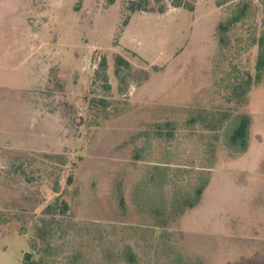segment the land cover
<instances>
[{
	"label": "rangeland",
	"instance_id": "1",
	"mask_svg": "<svg viewBox=\"0 0 264 264\" xmlns=\"http://www.w3.org/2000/svg\"><path fill=\"white\" fill-rule=\"evenodd\" d=\"M177 1L0 0V264L41 256L49 224L52 264H264V76L242 105L229 91L254 74L264 4L249 0L221 34L241 0ZM222 111L250 117L239 155L223 145L226 125L188 122ZM165 122L169 141L154 134ZM202 166L199 202L170 221L168 201L191 193ZM59 200L68 213L44 214Z\"/></svg>",
	"mask_w": 264,
	"mask_h": 264
},
{
	"label": "trees",
	"instance_id": "2",
	"mask_svg": "<svg viewBox=\"0 0 264 264\" xmlns=\"http://www.w3.org/2000/svg\"><path fill=\"white\" fill-rule=\"evenodd\" d=\"M114 0H109V2H113ZM147 1V0H146ZM146 1H135V0H128V6L129 9L132 11L136 10H145L147 7L144 6ZM251 3L249 0H241L240 2L236 3L234 5V8L232 9L231 15L224 21L220 22L217 25V29L221 34L225 33L231 26L234 24L241 22L244 20L250 13H251ZM174 7H180L182 6V3L180 0L174 3ZM185 9H188L189 11H192V6L189 4H186V6H183ZM164 8H160L159 12H162ZM262 22H264V13L262 16ZM257 55L256 60L254 64V74L251 76L249 73L245 72L244 76H241L236 83H233L230 85V95L234 101V103L242 105L247 100V94L250 90V87L252 84H258L261 82L263 76H264V30L260 33V35L257 38ZM103 62V61H102ZM104 66V62L101 63ZM100 64V65H101ZM121 64L127 65V62L124 61L122 58L117 57L116 58V66H119ZM115 74H117V70H115ZM103 106H106V104L101 101ZM208 117V116H207ZM206 115L203 117V115H193L191 119L188 120L190 124L196 123L200 121L203 128L210 132H215L221 128L224 129L223 134V145L225 146L228 154L230 156H236L240 153H243L246 148L248 147V141H249V127H250V117L248 114L244 112H225L222 111L218 113V115L211 114L210 117L207 118ZM155 131V138H159L162 140L165 139L166 141H169L172 139V136H174V127L170 122H165L162 124H156L153 127ZM153 131V132H154ZM215 141L218 140V136L213 137ZM208 157H206V161L204 163V166L206 167L207 163H210L211 160L214 159V146L210 145L208 151H207ZM201 167L200 171L197 172L196 177V184L194 185L191 193L184 194L180 192H174L171 196L169 203V214L170 218L169 220L174 222L175 219L180 216L185 209L193 208L197 203L199 202L202 192L207 184V180L205 179V172L203 170V167ZM164 168H156V174H158L157 177V183L160 184V186H157L156 188H159L162 192L161 186L164 183L166 174H165ZM160 180V181H159ZM67 183H72V177L71 175L67 177L66 179ZM158 184V185H159ZM162 203H160L159 206H155L153 203L149 205V211L152 214H155L156 216L164 215V210L166 209L168 203H165L163 199V193H162ZM120 203L122 201L120 200ZM142 204V203H141ZM145 206V204H143ZM53 210H57V212L60 215H65L69 211V205L65 200H59L58 203H54L52 205H48L44 209V214H52L51 212ZM167 223V222H166ZM162 224V225H166ZM51 225H42L39 227V233L38 238L41 240L43 245L42 247H37L36 251L41 248V251L43 254L41 256L34 258L32 252H25L23 254L22 262L21 264H52V261L50 259V245L46 241L47 237L51 234ZM40 242V243H41ZM32 249L35 251L36 243H32ZM35 251V252H36ZM123 259L124 261L128 263H134L135 257L134 254L131 252L130 248L127 247L123 251ZM40 254L38 251L37 254ZM80 257L79 255L73 256L72 262L69 261L67 264H78L76 260H78ZM176 258V257H174ZM175 260V259H174ZM179 264H181L182 260L178 258ZM188 264H203L200 261H189Z\"/></svg>",
	"mask_w": 264,
	"mask_h": 264
},
{
	"label": "water",
	"instance_id": "3",
	"mask_svg": "<svg viewBox=\"0 0 264 264\" xmlns=\"http://www.w3.org/2000/svg\"><path fill=\"white\" fill-rule=\"evenodd\" d=\"M262 1V3L264 4V0H261Z\"/></svg>",
	"mask_w": 264,
	"mask_h": 264
},
{
	"label": "flooded vegetation",
	"instance_id": "4",
	"mask_svg": "<svg viewBox=\"0 0 264 264\" xmlns=\"http://www.w3.org/2000/svg\"><path fill=\"white\" fill-rule=\"evenodd\" d=\"M261 1V0H260ZM261 3H262V1H261ZM263 4V3H262Z\"/></svg>",
	"mask_w": 264,
	"mask_h": 264
}]
</instances>
